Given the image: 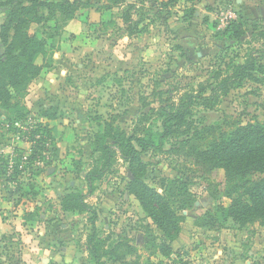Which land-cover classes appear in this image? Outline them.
I'll return each instance as SVG.
<instances>
[{
    "label": "rangeland",
    "instance_id": "374dc122",
    "mask_svg": "<svg viewBox=\"0 0 264 264\" xmlns=\"http://www.w3.org/2000/svg\"><path fill=\"white\" fill-rule=\"evenodd\" d=\"M164 2L124 0L108 8L107 0H90L68 18L58 12L32 26L46 40L45 53L36 57L41 74L13 99L18 108L0 103V121L32 117L55 140L46 164L34 169L30 162L17 190L0 181V227L6 220L13 227L0 228V264H94L87 249L92 214L64 209L72 193L96 210L106 248L119 246V261L108 256L106 264H264V224L221 222L219 206L231 205L224 171L204 173L193 158L176 153L174 138L163 149L134 145L145 165L141 181L166 195L175 180L193 194L190 207L181 208L182 194L172 203L179 229L170 223L172 236L164 233L132 191L120 139L162 130L153 109L169 106L153 92L178 99L250 57L264 80V0ZM9 9L0 0V43ZM194 114L198 128L264 122V84L249 79L214 110L195 106ZM111 121L120 130L119 139L109 140L117 151L114 165L89 192L85 176L102 166L94 139ZM15 144L22 143L0 131V150L7 154Z\"/></svg>",
    "mask_w": 264,
    "mask_h": 264
},
{
    "label": "trees",
    "instance_id": "16d2710c",
    "mask_svg": "<svg viewBox=\"0 0 264 264\" xmlns=\"http://www.w3.org/2000/svg\"><path fill=\"white\" fill-rule=\"evenodd\" d=\"M107 1L109 3L107 7L111 8L124 0ZM8 2L10 9L3 24L6 35L0 43V103L4 109L14 110L18 108L19 101L14 102L13 99L16 96L23 97L29 84L39 77L42 71V66L36 63V57L45 53L46 40L40 38L36 31L32 32V26L56 17L58 12L68 18L79 8L89 5L90 0H8ZM167 2L172 4L177 0ZM167 2H164V5H168ZM43 9L47 10V15ZM256 62L250 57L243 63L233 64L232 74L223 76L219 71L215 74L213 83L209 81L202 83L197 92H185L178 99L172 96L170 91L153 92L154 96H158L157 100L168 103L169 106L153 109L161 118L162 130L156 132L149 128L145 136H131L126 141L120 139L123 141L122 156L131 165L132 191L158 227L170 237L171 230L175 226L177 231L179 229L177 222L181 221V218L174 220L172 203L177 202L175 197L181 194L186 196L180 200L183 209L192 206L194 196L187 189V184L175 180L170 181L166 195L141 181L145 165L134 142L142 149H163L166 143L174 138L176 153L193 158L195 164L204 168L202 169L204 173L224 171L225 195L231 199V205L219 206L217 216L221 222H227L231 218L240 226L256 221L264 224V122L256 120L243 123L237 120L233 123L230 120L224 122L228 128L223 130L220 126L198 128L194 121L195 106L214 110L222 97L228 95L231 90L242 87L249 79L264 84V80L257 78L255 74ZM165 95L167 98H164ZM40 126L44 129L45 135L52 137L54 141L51 131L41 124ZM36 133L38 130L33 135ZM118 134L120 130L114 127L112 121L106 122L104 130L96 134L94 151L100 154L102 166H94L86 174L89 192L95 190L96 180L102 179L113 167L117 151L109 140L119 139L116 138ZM48 137L36 141L32 159L39 155L42 149H46L45 142ZM64 209L92 214L90 218L92 229L87 237V249L94 264H106L105 258L108 256H115L114 262L119 261L120 255L117 252L119 246L114 250L106 248L98 234L97 212L85 201L83 195L68 194L64 201Z\"/></svg>",
    "mask_w": 264,
    "mask_h": 264
},
{
    "label": "built area",
    "instance_id": "2783aa9c",
    "mask_svg": "<svg viewBox=\"0 0 264 264\" xmlns=\"http://www.w3.org/2000/svg\"><path fill=\"white\" fill-rule=\"evenodd\" d=\"M36 130H38V133L33 135ZM0 131L9 132L10 135L17 138L19 143L23 144H15L14 147H8L7 154L4 150H0V181L6 180L10 188L17 190L21 181L24 180L23 176L30 162H32L34 169H39L46 164L54 141L52 137L45 135L40 123L37 120H33L32 117H29L27 121L21 122L18 120L14 122L8 120L0 121ZM42 137L45 139L48 137L45 142L46 149H42L40 154L32 159L31 155L33 154V148L37 145L36 141Z\"/></svg>",
    "mask_w": 264,
    "mask_h": 264
},
{
    "label": "crops",
    "instance_id": "0c3cea01",
    "mask_svg": "<svg viewBox=\"0 0 264 264\" xmlns=\"http://www.w3.org/2000/svg\"><path fill=\"white\" fill-rule=\"evenodd\" d=\"M40 85H41V84H40ZM6 221H7V222H5L4 225L1 226L0 228H2V227H10L11 229H13V227L11 226V224H9L8 220H6ZM6 224H8V225H6Z\"/></svg>",
    "mask_w": 264,
    "mask_h": 264
}]
</instances>
